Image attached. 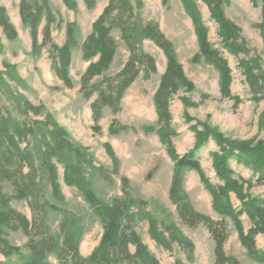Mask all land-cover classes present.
I'll use <instances>...</instances> for the list:
<instances>
[{
	"label": "rangeland",
	"instance_id": "obj_1",
	"mask_svg": "<svg viewBox=\"0 0 264 264\" xmlns=\"http://www.w3.org/2000/svg\"><path fill=\"white\" fill-rule=\"evenodd\" d=\"M108 1L71 0L72 5L66 8L61 0H47L51 15L49 41L44 42L43 38L47 26L43 14L39 21L37 47L33 50L30 28L21 23L20 0H0V7L6 11L9 25L16 33L15 38L9 40L0 28L1 130L5 136L13 138L14 152H31L36 180L41 184L35 204L34 201L14 200V188L8 181H0L1 195L9 199L11 209L29 222L40 218L38 213L43 215L42 238L51 237L57 244L45 257V264L72 263L70 260L60 263L58 258L63 238L60 225L64 215L71 222L70 229L78 240V264H143L146 256L158 264H215L213 240L204 222L187 226L178 217V205L170 190L175 165L172 154L178 158L193 151L196 133L203 130L215 132L236 145L255 147L264 142V99H253V91L247 85V75L242 68L244 61L258 60L260 70H254L252 74L264 73L263 0H218L223 18L238 29L236 42L247 49L246 53L235 56L229 53L220 37L211 7L203 0H193L208 47L228 67L230 98L221 96L218 70L200 56L193 21L185 13L180 0L116 1L118 10L106 18L107 24L118 15L127 21L130 28L139 23L155 25L159 34L169 42L188 83V86H178L176 92L162 99L166 110L163 121L159 120L154 97L166 70V57L149 40L136 43L135 48L152 59L154 70L139 73L117 108L103 107L96 114L92 110L101 93L107 95L112 91L109 85L115 84V77L130 56L119 28L113 26L110 36L116 53L112 65L82 85L87 68L96 63L97 58L84 61L80 47ZM69 25L75 40V46L70 50V88L56 76L50 60L52 47H61L67 42ZM89 91L93 94L87 97L85 93ZM263 94L264 91L258 96ZM112 125L114 133L111 132ZM122 127L126 130H120ZM34 129L63 133L62 137L80 151L81 179L98 201L108 206L123 207L117 236L107 245V250L101 249V221L85 204L82 193L74 186L66 185L63 179L65 165L54 160L51 164L57 172L59 197L51 194L47 171L38 158L41 138L35 136ZM161 129L165 131L169 149L160 140L158 132ZM218 151L214 140L208 139L195 153L204 177L187 169L182 171L179 195L182 202L189 204L200 217L223 223L227 236L223 244L226 259L234 260L236 264H264V233L258 230L256 219L252 220L244 210L248 199L264 198V180L258 181V175L251 169L231 160L232 179L237 181V189L221 191L224 184L215 174L211 160V155ZM75 162L72 161L73 164ZM18 166L15 160L13 167H8L9 172H16L15 169L19 168L23 175H29L26 167ZM123 179L127 181L125 192ZM205 183L218 193L220 206L213 203L214 196ZM261 205L264 209V204ZM49 206L61 211L55 212ZM230 211L238 218L244 235L250 237L254 254L241 242L235 220L227 214ZM125 228L134 234L144 251L131 242L122 258L117 238L126 234ZM2 238L11 248V253L6 256L0 252V264L29 262L31 254L26 247L29 244L27 237L20 231L14 233L3 228ZM40 240L41 237L34 238V242Z\"/></svg>",
	"mask_w": 264,
	"mask_h": 264
},
{
	"label": "trees",
	"instance_id": "obj_2",
	"mask_svg": "<svg viewBox=\"0 0 264 264\" xmlns=\"http://www.w3.org/2000/svg\"><path fill=\"white\" fill-rule=\"evenodd\" d=\"M61 1L66 8L72 5L71 0ZM116 1L119 0L108 1V4L103 10L102 14L93 23L91 33L87 36L80 47L82 59L84 61H90L97 58V62L90 64V66L87 68L82 78V85L84 86L85 83H88L89 81L93 80V78L98 77L103 72L107 71L112 65L111 63L116 50L114 41L110 36V32L113 26L118 27L123 42L130 51V56L126 61L124 68L115 77V84L109 85V87L112 88V91H110L107 95L106 93L100 92L101 94L99 101L93 104L92 110L96 114L103 107H110L112 109L117 108L118 103L125 91L137 79L139 73L141 71L154 70L155 65L152 59L148 55L139 52L135 48L136 43H139L142 40H149L159 49H161L166 57V70L161 76L162 78L160 80V85L154 97V106H156L159 120L163 121L165 120L166 110L164 105L165 102L162 101V99L169 93L176 92L178 86H183V84L188 86V83L185 79V76L182 75L180 66L175 60V56L169 42H166L162 35L159 34L155 25H143L139 23V25H135L130 28L127 24V21H123V19L118 15L115 20L113 19L110 24H107L106 18H108L112 12L118 10ZM180 2L184 7L185 13L193 21L195 33L197 35V44L199 47L200 56H202L207 63L210 65L212 64L218 70L220 75L219 89L221 96L223 98H230L231 92L229 85L231 82V76L229 75L226 62L222 61L219 55L210 47H208L206 33L203 28H201L197 19L193 0H180ZM203 2L204 4L211 7L212 18H214V20L219 25L218 32L220 33V37L222 38L225 46H227L229 53L234 56L239 53H246V46L240 42H236L238 29L225 18H223L222 12L219 9L220 4H218V0H203ZM19 10L21 23L24 26L27 25L30 28V38H32L33 50L36 49L38 43L37 36L39 21L42 15L45 14L47 26L44 29L43 38L44 42H48L51 15L50 10L48 9L47 0H20ZM261 14L264 18V5L262 7ZM0 28L7 39L11 40L15 38V30L12 25H9L6 11H4L1 7ZM66 37L67 42L63 46L52 47L50 51V60L52 69L56 76L70 88L71 81L68 79L71 56L70 50L75 46L72 26L70 25L66 29ZM242 68L244 70L243 72H245L244 74L247 75V85L253 91V99H264V94L258 96L259 94H262V91H264V73H261L260 75L252 74L254 70H260L258 60L244 61L242 63ZM92 94V91L85 93L87 97L92 96ZM234 101H236V99ZM2 120L3 117L0 115V181L11 182L14 188V200H25L30 202L34 201L33 203L35 204L37 202L36 199L38 192L41 189V184L36 180L35 167L33 166V159L31 156L32 154L31 152L22 154V152L17 150L14 152L12 149L14 146L13 138L11 136H5L1 130ZM34 130L36 132L35 136H39V138H41L39 143L38 158L42 168H45L47 171V178L50 183L51 194H53L55 198L59 197L57 172L56 168L51 164V162L54 160L57 163L60 162L65 165L66 172L63 176V179L65 180L66 185L69 187L74 186L80 191V193H82L85 204L90 207L94 216H96L99 221H101V225L103 227L101 249L107 250V245H109L117 236L116 232L118 221L119 217L123 214V207L119 205L108 206L98 201L95 194L89 188L88 184H86L81 179L82 161L79 158L80 151H78L72 145V143L62 137L64 135L63 133L62 135L59 131L54 132L49 129L46 131H41L39 129ZM120 130L124 131L126 129L122 127ZM111 132L114 133L113 125L111 127ZM164 132L165 131L161 129L158 134L160 136V140L165 143L166 148H168L166 134H164ZM208 139L214 140L216 146L219 148L218 152H214V154L211 155V160H213V169L215 174L224 184L223 188L221 189L223 192L225 189H233V187L236 188L237 186V181L232 179L234 172L230 168L231 160H234L239 166H245L251 169L255 175H258V181L264 180V142L256 144L255 147L245 144L236 145L230 143L229 141H225L219 134L215 132L203 130L199 133H196V143L193 151H190L185 154V156L178 158L172 154L173 159H175V165L173 168V177L170 190L175 203L178 205V217L181 218V220L187 226H193L196 223L202 221L204 222L213 240L215 264H236L234 260L226 259L224 256L223 244L225 243L227 236L223 223H214L208 217H200L194 212L189 204L182 202L183 200L179 195V188L182 181V171L187 169L195 172L201 178L204 177L201 172L199 161H197L195 157V153L202 149V147L207 143ZM5 141L6 147H4ZM108 152H110V150ZM15 160L20 165L18 167L21 168V166H23L29 170V175H23L19 168L15 169L16 172H9L8 167H13ZM73 160H76L75 164L72 163ZM122 185L123 191L125 192L127 186L126 179L122 180ZM205 185L214 196L213 203L215 206H220L218 203V193L213 190L208 183H205ZM238 195L241 199H243L240 194ZM261 204H264V198L248 199L244 203V210L247 216H249L252 220L256 219V225L259 226L258 230L261 233H264V209H262ZM8 205L9 199L4 195H1L0 188V252L6 256H9L11 253V248H8L5 239L2 238L3 228L14 233L20 231L25 237L29 239V244L26 247L31 254L29 262L23 264H45V257L57 247V244L51 237L42 238L44 235V223L42 219L43 215L38 213L40 218H35L29 222L26 217L21 215L19 212L14 211ZM49 208L55 212L60 210L53 206H49ZM227 214L235 220V228L239 233L241 242L244 245H247L250 253L254 254L251 239L247 235H244L238 218L233 215V212L231 211L227 212ZM71 227V222H69L68 218L64 215L62 224L60 225V232L62 233L63 238L60 244V253L58 258L60 263H66L67 260H70L72 262L71 264H78V240L75 238L76 236H73L70 229ZM124 231L127 235L122 234L117 238V248L120 251L121 257L123 258L126 256V246L131 242L144 251V248H142L135 239L134 234L132 232L128 233V228H125ZM36 237H41V240L34 242V238ZM180 243L182 242L180 241ZM96 255L97 253L94 254L93 257L95 258ZM143 264H158V262H156L153 258L146 256V258L143 260Z\"/></svg>",
	"mask_w": 264,
	"mask_h": 264
}]
</instances>
